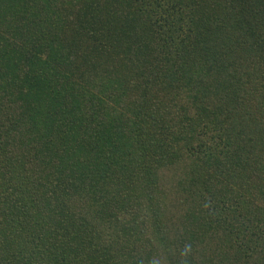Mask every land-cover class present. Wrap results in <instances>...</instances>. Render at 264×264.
I'll use <instances>...</instances> for the list:
<instances>
[{
    "label": "trees",
    "instance_id": "16d2710c",
    "mask_svg": "<svg viewBox=\"0 0 264 264\" xmlns=\"http://www.w3.org/2000/svg\"><path fill=\"white\" fill-rule=\"evenodd\" d=\"M0 264H264V0H0Z\"/></svg>",
    "mask_w": 264,
    "mask_h": 264
}]
</instances>
